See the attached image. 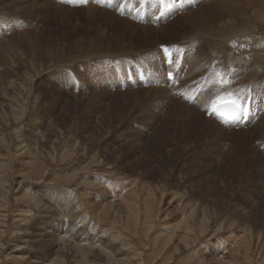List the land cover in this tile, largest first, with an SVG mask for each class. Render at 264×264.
<instances>
[{
	"label": "rangeland",
	"instance_id": "obj_1",
	"mask_svg": "<svg viewBox=\"0 0 264 264\" xmlns=\"http://www.w3.org/2000/svg\"><path fill=\"white\" fill-rule=\"evenodd\" d=\"M71 1L0 0V264H264L260 131L203 122L201 111L192 120L185 109L195 102L187 103L181 88L170 92L165 78V84H124L119 68L108 62L120 56L119 67L132 66L149 52L145 46L157 42L146 44L140 31L126 35L123 17L105 22L109 12L120 16L119 11ZM216 1L201 0L190 11L204 9L208 16ZM91 5L99 13H88ZM185 21L161 42L192 33L195 28ZM36 29L42 30L43 49H64L69 58L41 75L53 54L49 58L43 50L37 54L40 70L28 69V41L37 39ZM262 33L257 39L264 45ZM191 47L193 62L200 44ZM73 50L82 57L73 59ZM94 52L105 56L85 61ZM72 62L74 69L68 67ZM244 67L211 56L197 70L189 64L188 74L212 71L213 93L219 96L231 80L242 76L243 82ZM256 78L261 82H244L247 88L255 82L253 91L264 95V79ZM30 196L39 198L37 206ZM73 198L76 211L75 200L68 206Z\"/></svg>",
	"mask_w": 264,
	"mask_h": 264
},
{
	"label": "bare ground",
	"instance_id": "obj_2",
	"mask_svg": "<svg viewBox=\"0 0 264 264\" xmlns=\"http://www.w3.org/2000/svg\"><path fill=\"white\" fill-rule=\"evenodd\" d=\"M94 1H95L97 6H99V7L103 6L101 8H104V9H106V7H107V9H111L109 11H113V10H115V9H113L114 5L117 6V5L120 4V6H121V4L125 0H115L112 5L107 3L105 0H88V4L92 2V4L95 5ZM138 1H147L149 3H152L154 0H138ZM200 1L201 0H196V4H191L190 6L187 5L184 9H182L180 11L176 9V10H174L172 12H168L164 17H160L159 16L160 9H158V13H154L153 14V15H155V14L158 15L157 21H155V22L150 21L149 18L146 21H142L139 17L134 16V15H130L128 18H124L123 17V19H121L120 18L121 16H115L114 13L109 12V11H107V13L109 12L108 13L109 18L105 19V22H107L109 19H115V20H118V21L124 20L122 22H124L127 25L129 24L128 25V29L130 30V32L126 33V35H131V34H133V32L140 31V32H136V33L138 35H140V36L146 37L145 38V40H146L145 43L146 44H147V42L152 41V40L157 42L156 43L157 47L155 45L152 48L149 47V46H145V48H143V50L147 49V48H150V49H149L148 53L140 54V55H144V56H142V58L140 60L141 62H138V64H140L142 66H143V63H145L146 69L151 73L152 76L145 82V84H144V82H140L138 80H136V82H139L137 84H142V85H147L148 86L150 84H156V85L163 84V83L165 84L164 81L166 80V87L168 88V90L170 92H174L177 89L181 88V92L185 93L186 97L188 98V100L186 102L187 103L188 102L189 103L195 102V103L191 104V108L185 109L183 107L185 109V114L186 115L188 114L189 117L192 118V120L196 119L195 117L192 116V113H194L198 117L199 116V111H201V115L203 114L204 116H202L203 118L201 117L199 119H201L203 122H206V123L214 122L216 124L222 125L221 123H223V122L221 120H219L218 118H216L214 116L213 117H209L208 115L205 114L209 110H211V109H207L210 101L214 100V103H215V102H217L218 100H221V99L224 100V99H227V98H233V97H235V95H237V96H246L245 98H248L250 95H252L253 104H254L255 108L258 107V113H257L258 116L251 117L249 122H248V124L245 125L246 127H244V128H246V130H247L248 129L247 127H252V128L254 127L255 129H257V131L255 129H253V130H255L257 133H258V131H260L259 132L260 137H261L260 142L262 144H264V141H263V139H264V95H261L259 93H255L253 91V88L257 89V86H256L255 82H251L253 88L252 87L247 88V85L244 82V81L247 82V81H251L253 79H257L258 77L256 78V76L263 77V79H264V45H262L263 40L260 39L261 41H258L259 39H257L258 36L261 35L262 32L264 33V2H261L259 0H217L218 1L217 2L215 0L216 3L212 4V6L209 7L212 11H210V14L208 16H206V13H205L204 9L200 10V11H197L196 13H194V11L193 12L190 11V9L194 8L195 6H197ZM71 3L72 4H77V3H83V2L81 0H72ZM11 5H13V3ZM88 7H89V8H87V12L88 13L92 12V13H94V15H96L100 11V8H98L96 6H92L91 5V6H88ZM200 9H202V7ZM83 11H82V13H83ZM80 12H75V13L77 14V13H80ZM218 12L220 13V15L219 16H214ZM176 14L181 15V17H179V19L175 20V22L173 21V23H169V20L173 16H175ZM153 15H152V17H153ZM182 19H186L185 23H188L191 27L195 28L194 30H192V33L189 32L190 34H188L184 38H182L181 41H174V42H170L169 44H167L165 42H161V40H160L161 37H166L165 34L168 33L169 30H172L174 28V26L180 24L181 23L180 21H182ZM180 25L183 26L184 24H180ZM39 30L40 29H36L35 31L32 32V33H36L37 34V39H34V40L32 39L31 41L30 40L28 41L29 42L28 46H29V49H30L31 54H32L31 60H30V68H28V69L31 70V72L32 71L36 72L37 69H39L38 64H37V59H38L37 58V54H39L41 52L40 53V55H41L43 50H46V49H43L42 45L40 44L39 35H40L42 30H40V31ZM159 32H161V34H159ZM14 36H16V35H14ZM149 36H151L153 38L151 39ZM108 39H110V38H108ZM37 40L39 42V48L35 47ZM175 42H181V44L182 43L188 44L189 48L186 50L185 46L182 47V45H181L182 48L177 50L176 48H174L176 46L171 45V44H173ZM248 42L251 45L248 44ZM77 44H78V42H77ZM191 44H195V46H198V44H200V48L198 49L199 55L197 56V58H193V59H195L193 62L190 61L192 59L189 57V52H188L192 48ZM47 45L48 46H54V45H51V44H47ZM11 46H13V45H11ZM74 46L76 47V45H74ZM78 46H81V45H78ZM163 46H169L171 48V49L169 48L171 51L172 50L175 51V49H176L171 61L169 59L165 58L164 52L162 50ZM125 47L129 48L127 46H125ZM19 48H20V46H19ZM82 48H84V47H79V50L82 51ZM233 48L237 49L238 51L237 52L233 51ZM84 49H85V51H91V48L90 49L89 48H87V49L84 48ZM96 49H97L96 51H101V48H99V47H96ZM123 49H124V47H123ZM49 50H51V49H49ZM46 51L48 52V50H46ZM55 51L54 52H48L49 58H51V55L53 54L52 58H51V63L52 64L50 63L51 65L49 64L50 66L48 65L49 66L48 68H46L44 70L42 69V71L39 73L40 75L42 73L48 71V70L50 71L53 67L55 68V67L60 66V64L63 61H67V60L69 61V58H65L67 56V54H66V52H64V49L63 50H58L59 52L56 51L57 53ZM80 51H78V52L80 53ZM79 53H77V51L73 50L72 58L73 59L78 58L80 56ZM123 53L124 52H121V53H118V54H123ZM14 54H15V52H14ZM68 55H71V54H68ZM82 55H83V53H82ZM104 56H105L104 54H100V53L96 54L94 52L91 55L89 54V55L84 56L85 57L84 59L86 61V60H88V58H90L88 62H94V61H98L100 57H104ZM181 56H184V62H183L182 65H180V63L178 62V60H179V58ZM193 56H195V53H193ZM211 56H213V57L215 56V58L217 60L225 62L227 64H233L234 65V64L237 63L239 66H242V67H244V66L242 64H239L238 62H245L247 68H245V67L244 68L247 69L248 73L245 74L246 76L242 78L243 82L240 81L242 76L240 78L237 77L236 80H233V81L231 80L229 83L224 85V91H223V93L221 95L214 96L213 87H212V77H213L212 71L205 72L202 75H200L201 74L200 73L199 74L200 76H196L197 73L188 74V65L189 64L191 65V69L193 71L197 70L198 68L201 67L202 62L204 63V58L205 59L206 58H210ZM45 57H43V58H45ZM80 57H82V56H80ZM111 57H113V56L111 55ZM119 57L120 56H117V57L114 56L112 58V60L110 62H108V63H111L110 65L115 64L116 67L119 68V69H117V73H118V76L120 77V81L122 80L124 82V84L125 83L127 84V82H129V81L127 79L128 76L126 74V70H127L128 67H133V66H130V65L128 66L127 65L126 68L125 67H123V68L119 67V64H117V62H118L117 60H119ZM53 59H54V63L52 62ZM60 59H61V62H59ZM78 60H80V59H78ZM48 63H49V61H48ZM66 63H68V62H65V64ZM214 63H218V62L214 61L211 64L210 63L209 64L210 65H214ZM74 64L75 63L72 62V63H70L68 65V67L70 69H74ZM80 64H81V62H80ZM216 66H214V67H216ZM27 67H29V64H27ZM245 69L243 71H245ZM122 72L125 73V77L126 78L123 76ZM96 73L93 74V75L91 74L89 77L92 78V76H95ZM167 73H174V75H175L174 81H171V80L168 79ZM206 73H209V79H208V81H205V85H204L203 89L201 90V93L199 94L198 98L194 101L193 99H191L193 94L195 93V91L193 92V90H194V88H196V87L198 88L199 87V85H200L199 81L203 80L206 77ZM82 76H84V75L82 74ZM34 78H32V79H34ZM164 78H165V80H164ZM197 78H199L198 82H196ZM257 80H259V82H261L260 79H257ZM63 81H65V79ZM67 81H69V79H67ZM113 82L116 85L120 84L116 79ZM70 83H71V81H70ZM26 88H28V87H26ZM262 89H264V84L262 85ZM28 91H30V89H28ZM207 93L208 94L211 93L212 96H210V97L206 96ZM238 98H241V97H238ZM212 103L213 102H211V104ZM204 109H205V111H204ZM21 110H23V109L21 108ZM256 119L259 120L258 123H256L254 121ZM237 124H239V123L225 125L224 127H226V128L227 127L228 128L236 127ZM246 130L244 132H242V133L245 136L249 137L250 135H249L248 131H246ZM256 136H258V135H256ZM100 190H101V188H100ZM113 195H114V193H113ZM30 198H32L34 203L31 201V199H28V200H30L33 204H35V206H37V204L39 203L37 200H39V198H36L35 196L34 197L30 196ZM112 199H114V198H112ZM54 200H57V198L54 199ZM73 200H75V201H73ZM72 201L75 204V206H74L75 209L74 210L76 211L79 208V207L76 206V205L79 204V202L77 201L78 202L77 203L76 199L73 198L68 203L69 207H70V204H71ZM32 203H31V205H32ZM57 203H59V202H57ZM45 204L48 205L49 203H45ZM109 204H111L110 206H112L113 208H117V207H115L114 202H110L109 201ZM38 206H40V204ZM116 210H117V212L119 214L121 213V215H123V213L120 211L119 208H117ZM193 219H194V217H193ZM209 220L211 221V219H209ZM206 222H207V220H206ZM206 222L204 221V223H205L204 225L207 226ZM197 223H196V226L197 225L198 226L201 225V224H197ZM222 223H224V222H222ZM37 224L39 225V226H37V227H39L38 229H45V227L43 226L44 223L38 222ZM201 226H203V225H201ZM191 231H193V230H191ZM195 231H196V229H195ZM193 236H195V235H193ZM193 240H194V237H193ZM195 241H196V239L194 240V242ZM62 251L63 250H61V252ZM117 253H118V251H117ZM122 253H123V251H122ZM103 258L105 260V257H103ZM107 258L109 259V257H107ZM131 259H132V257H131ZM212 261L214 262L215 260H212ZM235 263H237V262H235Z\"/></svg>",
	"mask_w": 264,
	"mask_h": 264
},
{
	"label": "snow or ice",
	"instance_id": "obj_3",
	"mask_svg": "<svg viewBox=\"0 0 264 264\" xmlns=\"http://www.w3.org/2000/svg\"><path fill=\"white\" fill-rule=\"evenodd\" d=\"M236 102L235 101H233V104H235Z\"/></svg>",
	"mask_w": 264,
	"mask_h": 264
}]
</instances>
